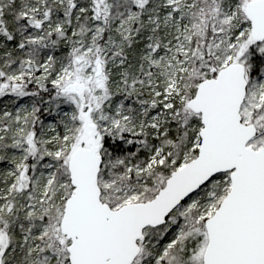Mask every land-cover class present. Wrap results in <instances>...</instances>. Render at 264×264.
<instances>
[{"label": "snow or ice", "instance_id": "6c2138e0", "mask_svg": "<svg viewBox=\"0 0 264 264\" xmlns=\"http://www.w3.org/2000/svg\"><path fill=\"white\" fill-rule=\"evenodd\" d=\"M0 264H264V0H0Z\"/></svg>", "mask_w": 264, "mask_h": 264}]
</instances>
